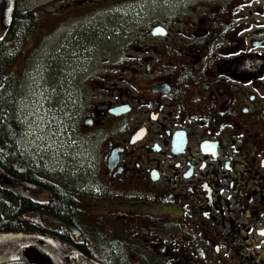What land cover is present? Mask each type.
Returning <instances> with one entry per match:
<instances>
[{"label": "flooded vegetation", "instance_id": "obj_1", "mask_svg": "<svg viewBox=\"0 0 264 264\" xmlns=\"http://www.w3.org/2000/svg\"><path fill=\"white\" fill-rule=\"evenodd\" d=\"M19 6L25 39L110 42L65 77L83 164L20 182V229L99 264H264V0Z\"/></svg>", "mask_w": 264, "mask_h": 264}, {"label": "rangeland", "instance_id": "obj_2", "mask_svg": "<svg viewBox=\"0 0 264 264\" xmlns=\"http://www.w3.org/2000/svg\"><path fill=\"white\" fill-rule=\"evenodd\" d=\"M19 4L20 0L17 5L20 10ZM101 27L89 26L87 44L82 40L71 42L68 37L61 39L65 34L63 30L41 42L25 39V29L19 25L14 26V33L4 35L5 47L16 48L20 53L16 111L22 129L19 144L33 164L47 174H76L83 164V153L75 146L74 136L68 131L73 125L68 117L74 109L77 93L69 88L70 83L65 77L77 69L90 67L100 56L101 47L110 45L108 36L96 39ZM108 28L113 29L110 25ZM3 32L0 22V37Z\"/></svg>", "mask_w": 264, "mask_h": 264}, {"label": "trees", "instance_id": "obj_3", "mask_svg": "<svg viewBox=\"0 0 264 264\" xmlns=\"http://www.w3.org/2000/svg\"><path fill=\"white\" fill-rule=\"evenodd\" d=\"M2 2L0 0V7ZM16 25L20 27L18 11L8 32L14 33ZM5 38L6 36L0 38V231H19L20 211L30 204L19 197L20 182L37 183L38 175L48 174L30 161L19 144L22 129L16 111L20 86V53L16 48H6ZM40 184L46 183L40 180ZM58 206L62 211L65 210V201H59Z\"/></svg>", "mask_w": 264, "mask_h": 264}, {"label": "water", "instance_id": "obj_4", "mask_svg": "<svg viewBox=\"0 0 264 264\" xmlns=\"http://www.w3.org/2000/svg\"><path fill=\"white\" fill-rule=\"evenodd\" d=\"M16 0H3L0 20L9 28L12 25ZM42 216V213L39 214ZM48 220H55L46 215ZM56 221V220H55ZM58 222V221H57ZM77 235L79 233L73 230ZM99 264L64 242L47 233L0 231V264Z\"/></svg>", "mask_w": 264, "mask_h": 264}, {"label": "bare ground", "instance_id": "obj_5", "mask_svg": "<svg viewBox=\"0 0 264 264\" xmlns=\"http://www.w3.org/2000/svg\"><path fill=\"white\" fill-rule=\"evenodd\" d=\"M30 161L33 163V161L30 159Z\"/></svg>", "mask_w": 264, "mask_h": 264}]
</instances>
